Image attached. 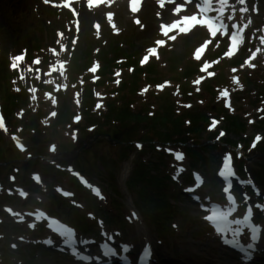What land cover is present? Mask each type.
<instances>
[{"label": "rangeland", "instance_id": "1", "mask_svg": "<svg viewBox=\"0 0 264 264\" xmlns=\"http://www.w3.org/2000/svg\"><path fill=\"white\" fill-rule=\"evenodd\" d=\"M156 3L145 0L133 14L122 0L99 7L78 0L75 24L57 0H0V264L29 250L36 264H64L40 250L48 248L42 242L46 233L55 237L45 224V234H37V222L16 219L27 200L55 203L50 190L61 184L57 178L68 186L71 169L83 172L85 183L80 199L69 188L63 202L83 213L78 217L91 224L87 234L96 242L103 233L119 242L136 240L144 228L171 257L173 250L191 255L178 264H211L196 245L210 235L202 221L206 211H196L202 202L226 201L224 181L216 177L221 157L242 166L232 192L237 202L253 204V221L263 213L257 205L264 204V194L241 180L247 173L264 187V0H238L228 22L217 16L226 27H239L234 51L227 34L201 26L161 36L160 26L174 18L155 12ZM212 10L218 15L215 1ZM147 17L150 26L143 27ZM109 103L139 116L123 123L105 118ZM166 115L173 123L179 118L177 130ZM186 140L201 144H183ZM61 163L69 169H56ZM34 180L42 181L43 194L34 192ZM14 187L22 196L11 195ZM49 209L67 221L65 207ZM86 248L102 254L96 243ZM75 254L73 264H89Z\"/></svg>", "mask_w": 264, "mask_h": 264}, {"label": "bare ground", "instance_id": "2", "mask_svg": "<svg viewBox=\"0 0 264 264\" xmlns=\"http://www.w3.org/2000/svg\"><path fill=\"white\" fill-rule=\"evenodd\" d=\"M109 1H112V0H109ZM194 1H196V0H190V2H183L181 4V5H183L182 10L189 11L190 9H193ZM230 1L231 0H229V2ZM237 1L238 0H236V2L234 4H231V5H228V3L227 4L217 3V5L219 7H222V9H226V8L229 9L231 7V10H233L235 8ZM104 2H106V1H104ZM142 2H143V0L141 1L139 8L141 7ZM100 4H102V3H99L98 6ZM169 4H171V6H169ZM174 5H175V2H173V1H170V0H163L162 1L161 0L160 3L155 4V8H157L156 11L158 13H160L161 16H163L165 13V16H167V17H178L179 11L173 9ZM225 5H226V8H224ZM139 8L137 9V11L139 10ZM226 12H227L226 14L221 16L223 22H228L230 20L229 17H231V13L229 12V10H227ZM150 23H151L150 17H147L146 22L143 23V25H144L143 27H146ZM58 168H63V170H66L65 168L69 169V166L64 165V164L56 165V169H58ZM71 170H73V169H71ZM68 175L70 178L72 177V174H68ZM57 179H58L57 181L60 182L61 184L59 186L55 187V190H56L57 194H60V189L66 188L67 183L65 181V178H61V179L57 178ZM41 180L39 182H32L33 184H35V186L38 185L34 188V192L36 193V195L43 194L42 192L44 190L41 189V183H42ZM63 185H64V187H61ZM11 194L15 195V196L16 195L22 196L21 190H16V188H13ZM30 194H31L30 190H28V192L25 191L24 192L25 196H23V200L27 199V196ZM27 202H29V203H27ZM24 205H27V206L22 208L19 215H17L18 217H17L16 221L18 223H22V221L24 219H27L30 222H34V221H36V219H35L36 217L38 218L37 220L39 223H41V222H46V223L51 222L52 223L53 222L52 219H54V217H53L54 215L51 212V210L49 209L50 207L49 206L47 207L46 204H42V202L40 203L38 201H31V200L28 201L27 200V201H25ZM202 206L204 207L205 205L202 204ZM229 207H230L229 205H226L224 207V209H227ZM26 208H27V210L24 211V209H26ZM33 209H35L36 212H38V213L33 212L32 211ZM13 216H15V215H13ZM233 220H239V217L236 215L235 212H232L231 215L229 216V221H233ZM134 221H135V223L139 224L138 220L134 219ZM204 222H206V221L204 220ZM227 226L230 229V232L228 231V234H226L223 239L209 241L204 246H201V250H198V251L200 253H203V254H199L200 257L202 259H205L207 263H211V264L213 262L208 260L209 255L211 257H214L215 263H220V264H264V214L262 215L260 222L254 226V227L259 228V231L262 233L263 237L260 239V243L258 244L257 255H255L254 257H252L250 259H247L245 257L238 259V258H236V256L233 253H231L227 250L228 244L234 238L232 235V230H234V228H237L238 225H236L234 223H230ZM239 227L242 228L241 233H240L241 237H243V239H246L245 231L249 228L247 226H239ZM50 230H51L50 231L51 233L55 234V237H50L49 235L46 234L47 237L44 238L42 242L45 246H49L50 244H54L56 249L60 252L67 253L64 248L60 247V244L64 242V240H63L64 238L69 240V241H72L74 251H77L78 249H82L83 246H85L84 245L85 242H93V240H85L84 241V239H80L77 236H75L74 234H71L70 237H67L62 231H60L58 229H53L52 227L50 228ZM134 239H135V237H132L130 240L121 241V246L124 249H127V251L132 252V253L134 251H136V248H138V247L149 248L150 250H152L153 256H154L153 257V263H151V264H178V262L182 261L185 257H189V258L191 257V255H186L185 250L177 251V252L173 250L174 256L171 257L169 252L164 251V249L160 248L158 246V244H156L154 241L152 242L150 240V237L144 233V228L139 230L137 239L136 240H134ZM225 241H229V243H225ZM183 243L185 244L186 241H182V244ZM261 255H263V259L259 260V256H261ZM174 257H175V259H174ZM92 258H93V261L91 262V264H105V262H106L105 258L101 257L97 252H95V254L92 255ZM109 264H111V263H109ZM195 264H201V263H200V261H197Z\"/></svg>", "mask_w": 264, "mask_h": 264}, {"label": "snow or ice", "instance_id": "3", "mask_svg": "<svg viewBox=\"0 0 264 264\" xmlns=\"http://www.w3.org/2000/svg\"><path fill=\"white\" fill-rule=\"evenodd\" d=\"M189 2H190V0H189ZM203 2L208 3L209 0H203ZM219 3L224 4L225 0H219ZM133 10H135V9H133ZM229 19H231V17H229ZM184 20L185 21H197V17L195 15H193L191 17L185 16ZM203 22L208 25V30L213 32V34H215V29L213 27L212 20L209 19V20H205ZM221 27H223V25H221ZM233 27H235V25H233ZM236 39H237V36L235 33H233L232 40L235 41ZM16 59H20V57H17ZM77 119H78V117H77ZM220 135L223 136L224 133L221 132ZM137 147H140V145H137ZM253 147H255V144H253ZM174 155H175L176 159H178V160L183 159V155L181 153H175ZM233 175H234V173L232 172L231 166H230V157L228 155H226L224 158V161H223V166L219 171V176L222 177L223 180L225 181V187L223 189V191L225 193L229 192V189L231 186L230 185V177H232ZM36 179L39 180V177H36ZM196 182H197V185H199V183L201 182L199 176L196 177ZM92 190L96 195H98V196L100 195L98 189L93 188ZM65 195H69V194L65 193ZM227 200H228L229 205H230L229 208L224 209V210L213 209L212 214L207 216L206 219L215 226L216 231L219 233H223V232L227 231L228 230L227 225H229L230 223H234L238 226H240V225L247 226L251 231V234H252L251 238L253 240H255L257 238V233L259 232V228L254 227L250 224L251 209L248 210V213L243 217L242 220L229 221V216L231 215V213L233 211H235V202H234L233 197L231 195L227 196ZM257 207L264 209V205H257ZM62 232L67 237L71 236V231L69 229H62ZM240 233H241L240 227H237L234 230H232V234L234 237L240 235ZM225 243H229V241H225ZM230 243L238 244V242L235 239L230 241ZM251 247H252V245H249V248H251ZM125 250H127V249H125ZM109 251H111V250L109 249ZM144 254H145V256H147L149 254V249L147 247L144 249Z\"/></svg>", "mask_w": 264, "mask_h": 264}, {"label": "trees", "instance_id": "4", "mask_svg": "<svg viewBox=\"0 0 264 264\" xmlns=\"http://www.w3.org/2000/svg\"><path fill=\"white\" fill-rule=\"evenodd\" d=\"M156 82V81H154ZM137 91V90H136ZM132 101H135V98L131 99ZM112 102V101H111ZM127 102V101H126ZM128 106H129V102H127ZM88 113H85V115H87ZM139 113H135L133 111H131V109L127 108L126 105H124V107H122V109H112L111 107V103H109V109L107 110V115H105V118H112L113 120H119L120 123L126 122L129 119L133 118V117H138ZM165 118V120L169 121L172 123V125L174 126L175 124V128L176 130L179 128L177 127V125L179 124V118H175L174 123L172 122V120L170 119L169 115L163 116ZM148 118H151L148 116ZM157 119V117L155 118ZM153 119L151 120L150 123H152ZM153 124V123H152ZM180 130V129H179ZM167 135V134H166ZM168 136V135H167ZM196 144V143H193Z\"/></svg>", "mask_w": 264, "mask_h": 264}]
</instances>
